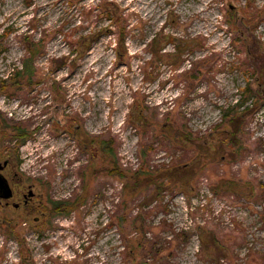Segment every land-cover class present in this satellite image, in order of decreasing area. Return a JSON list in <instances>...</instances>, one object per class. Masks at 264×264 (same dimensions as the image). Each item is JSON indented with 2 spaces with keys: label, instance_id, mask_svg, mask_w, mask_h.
<instances>
[{
  "label": "rangeland",
  "instance_id": "374dc122",
  "mask_svg": "<svg viewBox=\"0 0 264 264\" xmlns=\"http://www.w3.org/2000/svg\"><path fill=\"white\" fill-rule=\"evenodd\" d=\"M263 19L264 0H0V137L20 158L18 196L35 194L19 210L0 207V264H136L137 244L125 241L141 223L160 251L142 254L148 264H264ZM247 86L256 97L233 147L222 111ZM172 129L201 138L172 145L160 135ZM143 152L156 167L213 163L186 188L139 187L124 208L118 171L137 170ZM82 191L69 215L48 213ZM205 228L226 258L199 255Z\"/></svg>",
  "mask_w": 264,
  "mask_h": 264
},
{
  "label": "trees",
  "instance_id": "16d2710c",
  "mask_svg": "<svg viewBox=\"0 0 264 264\" xmlns=\"http://www.w3.org/2000/svg\"><path fill=\"white\" fill-rule=\"evenodd\" d=\"M253 18H256V16H254ZM264 20V19H263ZM261 21V20H260ZM259 23V21H258ZM257 23V25H258ZM125 31H119L117 34V45L119 47H121L122 45L125 44ZM121 50H118V54L120 55ZM32 55V52H30ZM30 60L34 59V56H30ZM177 63H173V65H175ZM29 68L28 63H24V69L25 70H21L19 71V75L25 73V71H27V69ZM4 82H7V80H5ZM243 94L246 95L244 99H242V101L240 103H237L235 106L233 107H229L226 109H223L222 111V118L225 122V124L229 127L228 129L230 130H225L221 132V136L222 139L226 142H228V144L230 146H237V141H239V137L240 135H242V132L244 131V121L246 120V118L251 114V112H249V108L245 106V103H247L246 101H248L250 98H252V95L256 97L255 93L250 89L249 86H247L246 88H244L243 90ZM258 99V97H257ZM257 103V101H256ZM242 108H244L243 110H241ZM145 119V118H144ZM144 121V122H143ZM143 124L148 125L149 127H157V124L159 126V122L158 120L152 121L151 125L148 123L149 121L147 119L143 120ZM15 128V127H14ZM16 134H15V138H19V145H22L26 142L28 135L26 134V132L24 130H22L21 128H16L14 129ZM169 130V129H168ZM165 132H167V130H165ZM170 132V130H169ZM161 136L163 137V141H166L167 143H171L172 145H176L179 141H184V142H190V143H195L196 140H199L201 137L197 136L195 137L194 134L189 133L186 130H171V134H169L168 136L164 133V131H162V133H160ZM171 139H176L178 140V142L176 140H174L172 142ZM95 143L94 141H87V145L89 148H92V145ZM228 146V145H227ZM112 142H108L105 140H99L98 141V149L107 157H112L113 161L115 162V164L117 165L114 153L112 152ZM229 147V146H228ZM17 152V151H16ZM217 154H219V152H217ZM149 154L148 152L142 154L141 156V163L140 166L137 170H135L134 172H126L124 171H118V175L121 177V179L123 180V192L125 193L124 197L122 198L121 201V205L126 208V206L128 205L129 202H131L132 198H134L136 196L137 191L139 190V187L141 186H148V185H154L155 188L158 190L156 191V195H161L162 191H163V187L166 186V188L168 187H174V186H181V187H188L190 185V182L195 179V175L196 172H193L195 169L197 170H205L206 165H211L213 163V161L211 162H204V165L202 166L201 163H196L193 166H188L185 163V167H181L183 165V163H178L179 165H175L173 163H170L168 165H161V166H153L149 160ZM214 160V158H213ZM201 167V168H200ZM130 174V176H129ZM224 187L227 188L225 186V184H223V182H220L217 185V189H215L217 191V193H219V191H221V188ZM227 190V189H226ZM82 195L77 194L73 199L71 200H66V201H52L51 202V206H49V208H47L48 213L51 216H55V215H69L70 213H72L73 210L78 209L79 207H81L82 205H84L85 199H84V192L82 191ZM156 198V196H155ZM46 210V209H45ZM120 220V224H121V231L125 234L126 233V227L123 226L124 222L126 223V218L124 216L119 218ZM48 221V220H47ZM141 229H137V231H141L142 236L138 239H136L135 241H131L128 240L125 241L126 244V248L129 249H134L136 248V254L135 257L133 258V260L136 262V264H147L149 263V261L147 260V256L145 255V257L143 258L144 253H146L145 251L148 250V252H150V255H153L154 258L158 257L160 255V251H156L154 253V249H150V247L153 245L151 241L147 240L145 235L147 234V231L145 229H143L145 227V224L141 223L140 224ZM200 229V228H199ZM199 239L201 242V251L200 254L201 256H206L209 259H211L212 261H220L221 259H224V257L226 258V254H225V249L221 248L218 246V234L214 231L209 230L208 228L202 229L199 232ZM137 244V245H135ZM135 245V247H134ZM134 247V248H133ZM154 247V246H153ZM142 255V256H141ZM149 256V255H148ZM140 259V260H139ZM139 260V263H138ZM152 260L154 261V259L152 258Z\"/></svg>",
  "mask_w": 264,
  "mask_h": 264
},
{
  "label": "flooded vegetation",
  "instance_id": "af4514ba",
  "mask_svg": "<svg viewBox=\"0 0 264 264\" xmlns=\"http://www.w3.org/2000/svg\"><path fill=\"white\" fill-rule=\"evenodd\" d=\"M7 134L8 132L6 131L0 133L2 137H6ZM2 137H0V207H3V209L13 208L14 210H19L21 207L29 206L32 203L35 194L29 197V192L33 191L34 186H29L27 193H19L18 196L15 187L23 182L22 174L19 171L20 158L17 154L18 152L15 149L13 150V147L5 150L3 146L4 139ZM12 140H14L13 145L17 146L19 138ZM9 194L10 196L7 197Z\"/></svg>",
  "mask_w": 264,
  "mask_h": 264
},
{
  "label": "water",
  "instance_id": "95a60500",
  "mask_svg": "<svg viewBox=\"0 0 264 264\" xmlns=\"http://www.w3.org/2000/svg\"><path fill=\"white\" fill-rule=\"evenodd\" d=\"M10 191V190H9ZM34 195V193H33V191H30L29 192V197H32ZM10 196V194L7 196V197H9Z\"/></svg>",
  "mask_w": 264,
  "mask_h": 264
}]
</instances>
